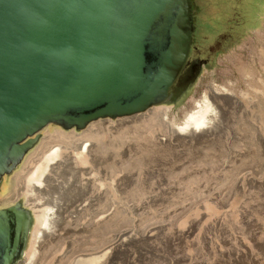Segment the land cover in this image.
Masks as SVG:
<instances>
[{
  "label": "rangeland",
  "instance_id": "374dc122",
  "mask_svg": "<svg viewBox=\"0 0 264 264\" xmlns=\"http://www.w3.org/2000/svg\"><path fill=\"white\" fill-rule=\"evenodd\" d=\"M192 1L190 58L202 61L179 94L83 128L50 123L0 177V207L18 201L33 216L56 208L61 236L52 230L42 239L37 264H54L62 254L63 263L73 264L111 244L108 264H264V0ZM213 83L231 92L212 130L176 136L170 126ZM49 139L63 152L47 172L50 183L32 197L22 178ZM83 141L91 149L86 163H76L73 146ZM118 231L130 237L122 241ZM29 246L14 264L27 261Z\"/></svg>",
  "mask_w": 264,
  "mask_h": 264
},
{
  "label": "water",
  "instance_id": "95a60500",
  "mask_svg": "<svg viewBox=\"0 0 264 264\" xmlns=\"http://www.w3.org/2000/svg\"><path fill=\"white\" fill-rule=\"evenodd\" d=\"M192 0H0V177L50 123L83 128L179 94L190 58ZM28 209L0 207V264L20 256Z\"/></svg>",
  "mask_w": 264,
  "mask_h": 264
},
{
  "label": "bare ground",
  "instance_id": "6f19581e",
  "mask_svg": "<svg viewBox=\"0 0 264 264\" xmlns=\"http://www.w3.org/2000/svg\"><path fill=\"white\" fill-rule=\"evenodd\" d=\"M202 14V13H201ZM264 35V34H263ZM257 45V44H256ZM261 51V50H260ZM263 53V52H262ZM255 54V53H254ZM261 55V54H260ZM250 64V63H249ZM250 70V69H249ZM250 77V76H249ZM264 84V81H262ZM256 88H254L255 90ZM257 90V89H256ZM231 89L227 86H218L216 84H212L208 87V90L204 91L203 95L197 99L194 103V107H192L191 110H188V112L185 114L184 119L179 123H174L170 127L172 131L176 133V136L181 138H193V137H199L203 134L208 133L212 130V127L215 123V119L219 116L220 112L225 108L224 100L226 98L230 97ZM172 95L169 94V96ZM174 95V94H173ZM244 97H248L247 93H242ZM168 96V97H169ZM167 98H165L164 101H166ZM195 100V99H194ZM161 103V102H157ZM189 103V102H187ZM183 107V106H182ZM157 108V107H156ZM189 108V107H188ZM154 109V108H153ZM185 111V110H184ZM161 113V112H160ZM167 113V112H166ZM163 114L161 115V118L167 117V115ZM150 114V113H149ZM169 115V114H168ZM176 116V115H175ZM176 118V117H175ZM180 120V119H179ZM169 122V121H168ZM169 126V125H168ZM170 130V129H169ZM173 133V132H172ZM156 135V134H155ZM172 135V134H171ZM173 137V136H172ZM52 138V137H51ZM53 140L49 139L45 142L46 146L44 147V150L41 155L40 162L35 163L34 166H31L28 170V173L26 174V177L23 179V188L26 189V193L29 194V196L35 195L37 192L44 191V186L48 185L50 183V177L47 176V172L51 169L52 170V163L59 158L61 153L63 152L61 145L59 144H52L49 145ZM75 149H79L78 152L74 154V159L76 163H86V156L85 153L89 152L91 147L88 142H82L80 145H74ZM71 156V155H70ZM32 161V160H31ZM35 161V160H34ZM68 161V160H67ZM93 165V164H92ZM116 169V168H115ZM114 169V170H115ZM90 170V169H89ZM110 170V169H108ZM122 170V168H121ZM108 173V172H107ZM18 175V174H16ZM105 176V175H104ZM108 176V175H107ZM106 176V177H107ZM14 177V176H13ZM58 177V176H57ZM100 178V177H99ZM99 178H95V180H99ZM11 180V179H10ZM54 180V179H53ZM89 180V179H88ZM22 181V180H21ZM55 181V180H54ZM117 181V180H116ZM88 182V181H87ZM14 183V182H13ZM56 183V182H55ZM60 183V182H59ZM15 184V183H14ZM85 184V183H84ZM102 184V182L100 183ZM17 186V185H16ZM16 188V187H15ZM50 191V190H49ZM48 191V192H49ZM53 191V190H52ZM19 192V191H18ZM19 194V193H18ZM51 194V193H50ZM53 194V193H52ZM37 195V194H36ZM55 195V194H54ZM16 196V195H15ZM45 196V193H44ZM48 196V195H47ZM37 198V196H36ZM35 198V199H36ZM50 198V197H49ZM32 200L33 198L29 197V200ZM34 199V200H35ZM44 199V198H43ZM53 199V198H52ZM84 198H81L79 203L76 205V209L83 205ZM54 200V199H53ZM57 199H55L56 201ZM78 201V200H77ZM46 202V201H45ZM49 202V201H48ZM54 202V201H53ZM76 202V201H75ZM57 203V202H56ZM88 203V202H87ZM111 204V203H110ZM35 204H33L34 206ZM53 205V204H52ZM32 206V207H33ZM31 207V208H32ZM107 207V206H106ZM110 207V206H109ZM108 207V208H109ZM116 208V207H115ZM80 209V208H79ZM55 210L54 206H47L41 213L33 214L28 210V225L27 230L25 232L24 237V243L20 252V256H22L27 248V245L29 244V251L27 252V261L23 262L24 264H37L39 261L40 256L39 255V248L42 246V239L53 230L54 236L56 237L61 236L60 232H57L59 228L56 230L55 228ZM84 210V209H83ZM107 210H102L101 212L104 214ZM100 211H95L92 218H96ZM207 212V211H205ZM227 212V210H226ZM106 214V213H105ZM104 219L102 221H106L108 218L107 215L102 216ZM34 219L36 223H34ZM88 219H90L88 217ZM87 219V220H88ZM213 219V218H212ZM62 221V220H61ZM34 224V225H33ZM60 224V223H59ZM34 226V227H32ZM62 226V224H61ZM58 227V226H57ZM32 228L34 229L32 231ZM127 228V227H126ZM69 230V229H68ZM120 230V229H119ZM157 230V229H156ZM66 233L68 232L65 229ZM70 231V230H69ZM155 233V232H154ZM151 234V233H150ZM87 236V235H86ZM118 236L122 238L123 240H126L130 237V235L126 234L125 231H118ZM55 237V238H56ZM106 237V236H105ZM108 237V236H107ZM58 239V238H57ZM52 240V239H50ZM108 240L107 238L105 239ZM110 240V239H109ZM90 241V240H89ZM113 241V240H112ZM114 242V241H113ZM112 242V243H113ZM63 244V243H62ZM67 245V244H66ZM101 245V244H100ZM105 245V244H104ZM103 245V246H104ZM60 248V247H59ZM96 248V247H95ZM100 248V247H99ZM72 249V248H71ZM94 249V248H92ZM102 249V248H101ZM78 250V249H77ZM80 250V248H79ZM78 250V251H79ZM76 251V252H78ZM98 251V250H97ZM75 253V252H74ZM112 254V244L107 245L106 247H103L101 251L95 254H90L84 257L77 258L73 260V264H108L107 262L111 261L112 259H109L108 256ZM19 256V257H20ZM68 256V255H67ZM70 256V255H69ZM112 256V255H111ZM74 257V256H73ZM65 254H62L60 256H57L55 260L53 261L54 264H62L63 259H65ZM70 258V257H69ZM22 259V258H21ZM21 261V260H19ZM18 261V262H19ZM65 264V263H63Z\"/></svg>",
  "mask_w": 264,
  "mask_h": 264
},
{
  "label": "trees",
  "instance_id": "16d2710c",
  "mask_svg": "<svg viewBox=\"0 0 264 264\" xmlns=\"http://www.w3.org/2000/svg\"><path fill=\"white\" fill-rule=\"evenodd\" d=\"M195 22H196V12H195Z\"/></svg>",
  "mask_w": 264,
  "mask_h": 264
},
{
  "label": "flooded vegetation",
  "instance_id": "af4514ba",
  "mask_svg": "<svg viewBox=\"0 0 264 264\" xmlns=\"http://www.w3.org/2000/svg\"><path fill=\"white\" fill-rule=\"evenodd\" d=\"M191 59H193V58H191ZM201 64V63H200ZM200 64H199V67H200Z\"/></svg>",
  "mask_w": 264,
  "mask_h": 264
}]
</instances>
